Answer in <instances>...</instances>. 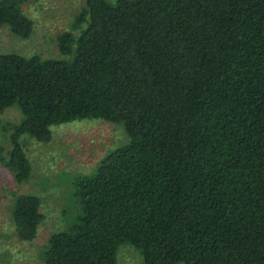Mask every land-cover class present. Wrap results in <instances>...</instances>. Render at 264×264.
<instances>
[{
	"label": "trees",
	"instance_id": "1",
	"mask_svg": "<svg viewBox=\"0 0 264 264\" xmlns=\"http://www.w3.org/2000/svg\"><path fill=\"white\" fill-rule=\"evenodd\" d=\"M28 0H0V28L28 38ZM59 57L0 52V114L16 106L5 165L32 168L23 136L82 119L127 141L71 180L74 209L45 264H264V0H83ZM37 195L14 196L17 237L35 239Z\"/></svg>",
	"mask_w": 264,
	"mask_h": 264
},
{
	"label": "rangeland",
	"instance_id": "2",
	"mask_svg": "<svg viewBox=\"0 0 264 264\" xmlns=\"http://www.w3.org/2000/svg\"><path fill=\"white\" fill-rule=\"evenodd\" d=\"M82 5L83 0H28L22 10L33 21L31 35L21 39L8 28H0V52L59 57L57 37L71 29ZM20 118L16 106L0 114V264H45L42 251L50 234L67 225L74 209L71 180L92 173L106 153L127 141V135L120 123L82 119L53 126L47 142L23 136L32 173L28 180L16 182L5 161L10 133ZM18 193L34 194L41 200L43 220L32 241L20 240L14 230L11 208ZM116 264L144 263L136 247L121 244Z\"/></svg>",
	"mask_w": 264,
	"mask_h": 264
}]
</instances>
